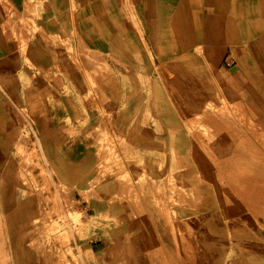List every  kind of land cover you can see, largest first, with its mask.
Instances as JSON below:
<instances>
[{"label":"rangeland","instance_id":"1","mask_svg":"<svg viewBox=\"0 0 264 264\" xmlns=\"http://www.w3.org/2000/svg\"><path fill=\"white\" fill-rule=\"evenodd\" d=\"M44 9L1 25L0 264H264V100Z\"/></svg>","mask_w":264,"mask_h":264},{"label":"crops","instance_id":"2","mask_svg":"<svg viewBox=\"0 0 264 264\" xmlns=\"http://www.w3.org/2000/svg\"><path fill=\"white\" fill-rule=\"evenodd\" d=\"M28 1L0 0V31L4 30L1 25L8 22L6 11L21 14ZM34 1L45 7L41 23L47 31L71 30L73 7L79 24L77 31L85 37V45L92 46L96 13L114 37H123L125 44L126 37H134L142 44L153 65H169L196 51L199 60H188L189 64L198 65L190 66L203 69L205 78L222 77L230 87L229 91L219 87L223 98L233 99L239 94L247 101L264 100V0ZM6 47L0 38V61L6 62L10 57L11 51ZM36 50L31 47L30 51ZM40 51L38 48V55ZM38 59L43 66L47 64L42 54ZM224 149L221 153L226 152ZM31 214V210L24 211L19 229Z\"/></svg>","mask_w":264,"mask_h":264}]
</instances>
